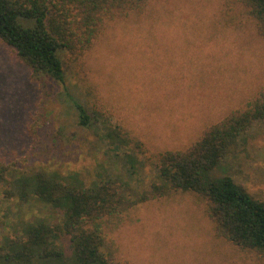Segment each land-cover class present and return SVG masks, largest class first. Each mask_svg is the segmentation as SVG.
Wrapping results in <instances>:
<instances>
[{
  "label": "rangeland",
  "instance_id": "obj_1",
  "mask_svg": "<svg viewBox=\"0 0 264 264\" xmlns=\"http://www.w3.org/2000/svg\"><path fill=\"white\" fill-rule=\"evenodd\" d=\"M62 63L73 100L129 142L108 150L100 129L77 126L63 91L49 79L34 80L0 41V161L7 167L0 243L20 224L62 220L50 205L21 202L11 185L15 175L78 172L87 185L127 182L137 197L101 222L109 264H264L216 235L198 194L151 193L161 184L159 154L186 149L264 91V38L244 7L234 0H153L141 13L108 21L83 56ZM213 174L264 200V121L238 135ZM61 244L69 253L67 237Z\"/></svg>",
  "mask_w": 264,
  "mask_h": 264
},
{
  "label": "trees",
  "instance_id": "obj_2",
  "mask_svg": "<svg viewBox=\"0 0 264 264\" xmlns=\"http://www.w3.org/2000/svg\"><path fill=\"white\" fill-rule=\"evenodd\" d=\"M150 1L0 0V41L14 50L34 80L56 84L72 104L77 126L100 129V140L110 150L109 145H123L129 138L73 100L65 85L62 59L83 56L108 21L141 13ZM234 1L244 7L264 38V0ZM255 121H264V91L209 126L186 149L159 154L156 170L161 184H153L151 193L155 198L171 189L198 194L218 237L264 258V200L253 198L230 177L213 174L229 145ZM6 172L5 162L0 161V183L6 182ZM12 183L21 202L34 199L50 205L62 212V220L52 225L38 219L14 228V237H4L0 243V264H109L102 251L106 236L101 222L133 205L137 197L131 198L130 184L100 180L87 185L78 172L62 178L43 170L30 176L17 174ZM62 237L68 239L69 253Z\"/></svg>",
  "mask_w": 264,
  "mask_h": 264
}]
</instances>
